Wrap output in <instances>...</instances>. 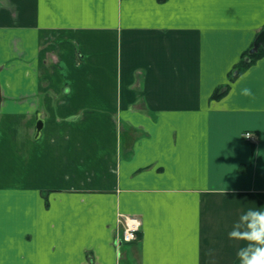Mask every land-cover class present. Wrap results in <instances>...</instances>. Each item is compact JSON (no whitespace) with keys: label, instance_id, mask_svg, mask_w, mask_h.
Returning a JSON list of instances; mask_svg holds the SVG:
<instances>
[{"label":"crops","instance_id":"0c3cea01","mask_svg":"<svg viewBox=\"0 0 264 264\" xmlns=\"http://www.w3.org/2000/svg\"><path fill=\"white\" fill-rule=\"evenodd\" d=\"M263 27L264 0H0V264H239L264 53L231 75Z\"/></svg>","mask_w":264,"mask_h":264},{"label":"clouds","instance_id":"9594fccd","mask_svg":"<svg viewBox=\"0 0 264 264\" xmlns=\"http://www.w3.org/2000/svg\"><path fill=\"white\" fill-rule=\"evenodd\" d=\"M229 238L245 242L236 252L239 264H264V210L243 212L234 222Z\"/></svg>","mask_w":264,"mask_h":264},{"label":"built area","instance_id":"2783aa9c","mask_svg":"<svg viewBox=\"0 0 264 264\" xmlns=\"http://www.w3.org/2000/svg\"><path fill=\"white\" fill-rule=\"evenodd\" d=\"M246 139H254L255 135L251 131L244 133ZM124 228L121 236V241L131 242L138 238L140 229V221L137 217L124 215L123 217Z\"/></svg>","mask_w":264,"mask_h":264},{"label":"trees","instance_id":"16d2710c","mask_svg":"<svg viewBox=\"0 0 264 264\" xmlns=\"http://www.w3.org/2000/svg\"><path fill=\"white\" fill-rule=\"evenodd\" d=\"M252 46V45H251ZM250 46V48H251ZM249 48V49H250ZM249 49L245 51L242 55V58L238 62V64L234 67L235 73H233L231 76L234 78L237 74H239L240 71L245 69L249 64L254 62L256 59H258L263 53H264V47H259L257 51L253 53H249ZM245 57H248V61L245 60ZM227 90V85L218 87L214 93L212 94V97L217 98L224 94Z\"/></svg>","mask_w":264,"mask_h":264},{"label":"water","instance_id":"95a60500","mask_svg":"<svg viewBox=\"0 0 264 264\" xmlns=\"http://www.w3.org/2000/svg\"><path fill=\"white\" fill-rule=\"evenodd\" d=\"M264 47V27L257 33L253 40L252 47L249 49V53H253L258 50L259 47ZM245 60L248 61V57H245ZM1 70V66H0ZM2 94H1V85H0V104H1ZM42 120L39 119L36 123V136H38L39 131L42 127Z\"/></svg>","mask_w":264,"mask_h":264}]
</instances>
